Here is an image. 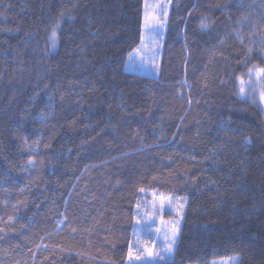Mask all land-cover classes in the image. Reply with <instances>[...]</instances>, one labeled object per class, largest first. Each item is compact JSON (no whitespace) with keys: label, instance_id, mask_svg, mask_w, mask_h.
<instances>
[{"label":"trees","instance_id":"1","mask_svg":"<svg viewBox=\"0 0 264 264\" xmlns=\"http://www.w3.org/2000/svg\"><path fill=\"white\" fill-rule=\"evenodd\" d=\"M142 28L143 0H0V264H126L141 188L186 199L151 264H264V120L237 95L264 0H172L156 77L125 70Z\"/></svg>","mask_w":264,"mask_h":264},{"label":"rangeland","instance_id":"2","mask_svg":"<svg viewBox=\"0 0 264 264\" xmlns=\"http://www.w3.org/2000/svg\"><path fill=\"white\" fill-rule=\"evenodd\" d=\"M171 1L172 0H143V28L141 41L139 46L131 52L132 57L135 59V64L131 63L129 55L127 56L125 63V70L127 72L147 77L157 76ZM53 31L56 33L55 29ZM55 40L56 35L53 36L52 32L49 38L50 47L48 48L50 54L55 51V47H52ZM137 49H139V51H136ZM260 67L261 66L256 64L252 65L249 68L253 70L252 74L249 75L248 69L245 74L239 78L237 83V95L244 101L258 105L261 117L264 120V99H261V95L264 94V82L263 79L256 75V69ZM241 87H244L243 94L240 92ZM160 196L165 197L163 209L160 207ZM169 197H171L170 201L168 199ZM153 204H155V207H153ZM185 204V198L152 191L142 192L135 217V231L132 235L129 247V250L133 253V259L129 260L127 257L126 264H151L168 262L173 259L176 245H174L172 253H166L164 251L167 247L165 243V233H168L169 238H171L173 224L180 229ZM181 205L183 206L181 207ZM137 221H139V223H137ZM146 247L152 249L154 253L153 257H147L146 252L143 251ZM156 253H160V255L164 256V259H159L155 255ZM136 255L144 256L145 259L136 260ZM237 262L238 257L231 256L212 260L209 264H237Z\"/></svg>","mask_w":264,"mask_h":264},{"label":"snow or ice","instance_id":"3","mask_svg":"<svg viewBox=\"0 0 264 264\" xmlns=\"http://www.w3.org/2000/svg\"><path fill=\"white\" fill-rule=\"evenodd\" d=\"M165 15H166V13H165ZM201 27L202 28H207L208 26L206 24H204L203 21H202L201 22ZM55 35H56L55 31H53V36H55ZM136 51H139V49H137ZM129 60H130L131 63L135 64V59L132 57V54L131 53H129ZM252 72H253V70L252 69H249V75H251ZM256 75L258 77H260L261 79H264V67L257 68L256 69ZM240 92H241V94L244 93V87H241L240 88ZM261 99H264V94L261 95ZM247 143H250V141H247ZM29 163H32V161L30 160ZM193 180L195 181L196 178L193 177ZM213 183H215V181H213ZM140 191L143 192L144 189L141 188ZM168 199L170 201L171 200V197H169ZM159 200H160V207H161V209H163L165 197L164 196H160L159 197ZM182 206L183 205H181V207ZM137 207H139V205H137ZM153 207H155V204H153ZM137 223H139V221H137ZM178 231H179V229L176 227L175 224H173L171 238H169L168 233H165V243L167 244V247L164 249V251L166 253H172L173 252V247L177 243V233H178ZM143 251L146 252L147 257H153V255H154V253H153V251H152L151 248H147L146 247L145 249H143ZM155 255L159 259H164V256L160 255V253H156ZM128 258H129V260H132L133 259V253H132L131 250H129V252H128ZM135 259L136 260H143V259H145V257L144 256H141V255H136L135 256Z\"/></svg>","mask_w":264,"mask_h":264}]
</instances>
